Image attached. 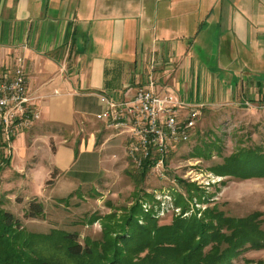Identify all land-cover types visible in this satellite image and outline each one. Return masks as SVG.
Here are the masks:
<instances>
[{"label": "crops", "instance_id": "obj_1", "mask_svg": "<svg viewBox=\"0 0 264 264\" xmlns=\"http://www.w3.org/2000/svg\"><path fill=\"white\" fill-rule=\"evenodd\" d=\"M19 63L39 116L12 138L5 172L82 177L109 134L66 132L104 131L102 96L154 79L191 108L264 104V0H0V72Z\"/></svg>", "mask_w": 264, "mask_h": 264}, {"label": "rangeland", "instance_id": "obj_2", "mask_svg": "<svg viewBox=\"0 0 264 264\" xmlns=\"http://www.w3.org/2000/svg\"><path fill=\"white\" fill-rule=\"evenodd\" d=\"M195 109L199 115L190 138L170 148L159 167H136L128 158L125 136L104 123V131L97 124L86 123L79 125L78 131L66 132L70 142L92 129L109 134L102 147V164L89 160L82 177H78L76 166L59 177L53 171L39 183L29 170L7 174L8 165L3 160L0 209L19 219L31 237L64 231L82 245L87 239L99 240L104 225L120 223L138 201L145 212L151 211L158 225L170 224L179 216L201 217L206 209H212L227 220L246 219L243 233L256 232L253 237L260 238L256 244L238 247L231 263L264 264V175L244 177L249 171L264 168V104ZM28 129L31 125L8 133L0 123V155L4 159L10 157L12 138ZM97 166L101 167L98 178ZM33 202L41 203L42 213L26 216ZM181 203L186 204L185 210ZM139 222L144 221L140 218ZM227 222L221 232L230 234L233 222ZM52 235L60 237L56 232Z\"/></svg>", "mask_w": 264, "mask_h": 264}, {"label": "trees", "instance_id": "obj_3", "mask_svg": "<svg viewBox=\"0 0 264 264\" xmlns=\"http://www.w3.org/2000/svg\"><path fill=\"white\" fill-rule=\"evenodd\" d=\"M0 156V163L4 160L8 165V159ZM148 164L145 162L143 168L147 169ZM3 165L0 164V171ZM258 171H249L244 177L264 175L262 166ZM181 205L185 210L186 204ZM41 213V203L33 202L25 215L34 217ZM208 217L210 221L206 220ZM227 221L234 224L230 234L221 232ZM245 221L227 220L219 211L206 209L201 217L179 216L170 224L158 225L151 211L145 212L138 201L120 223L104 225L99 240L87 239L82 245L73 234L64 231H55L60 237H53L55 232L31 237L19 219L0 209V264H232L238 247L256 244L260 239L253 237L256 232H249L248 236L243 233Z\"/></svg>", "mask_w": 264, "mask_h": 264}, {"label": "built area", "instance_id": "obj_4", "mask_svg": "<svg viewBox=\"0 0 264 264\" xmlns=\"http://www.w3.org/2000/svg\"><path fill=\"white\" fill-rule=\"evenodd\" d=\"M103 109L96 114L106 128L118 130L128 144V158L138 168L162 166L170 148L186 142L199 115L182 103L174 91L158 90L154 79L137 86L132 95L115 100L101 97ZM26 78L19 63L0 72V123L9 131L28 127L38 118L29 106ZM183 109H186L184 112Z\"/></svg>", "mask_w": 264, "mask_h": 264}]
</instances>
